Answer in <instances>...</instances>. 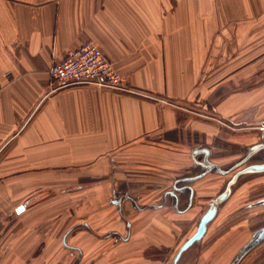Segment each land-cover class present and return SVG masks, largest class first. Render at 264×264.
Segmentation results:
<instances>
[{
  "label": "crops",
  "instance_id": "obj_1",
  "mask_svg": "<svg viewBox=\"0 0 264 264\" xmlns=\"http://www.w3.org/2000/svg\"><path fill=\"white\" fill-rule=\"evenodd\" d=\"M87 41L135 95L91 86L49 90L51 65ZM259 71L264 0H0V223L9 222L0 226L2 238L12 243L20 224L41 214L29 209L47 198L81 200L89 189L98 199V187L82 184L103 167L107 189H115L118 164L117 182L132 193L117 203L127 229L152 215L189 214L184 185L174 186L181 171L182 178L198 172L192 151L209 146V161L225 169L248 146H227L193 110L202 106L197 117L211 113L264 137V81L249 87ZM228 85L246 88L222 92L208 106ZM225 181L208 172L191 182V204L215 198ZM153 196L158 202H144ZM21 205L28 218L20 223Z\"/></svg>",
  "mask_w": 264,
  "mask_h": 264
},
{
  "label": "rangeland",
  "instance_id": "obj_2",
  "mask_svg": "<svg viewBox=\"0 0 264 264\" xmlns=\"http://www.w3.org/2000/svg\"><path fill=\"white\" fill-rule=\"evenodd\" d=\"M261 81H264V71H259L252 78L249 87ZM245 88L233 85L219 88L212 93L207 105H214V101L219 99L218 96L222 92L230 94ZM207 105H204L203 109H208ZM201 109L202 106L195 107L193 111L199 115L203 113ZM180 111L182 114L188 113ZM197 115L195 116L198 121L200 118L202 123L207 121L216 127L213 132L218 130L222 133V139L224 138L227 146H240L233 145L234 141H243V144L247 141L246 144L252 145L261 139L260 133L241 130L234 120H221L211 113L200 117ZM246 135L250 138L247 139ZM121 169L119 164L114 169L115 189H107L108 175L107 168L104 167L94 177L84 179L82 185H94L93 189L98 187V199H90L88 194L91 192L86 189L82 201L67 197L65 199L66 194L59 199L47 198L29 209L30 213L35 211V215L41 214L36 216V220H27L23 224L21 222L28 217L22 219L24 216H20L22 220L20 219L19 233L12 243H7V239L2 238L4 231L0 230V264H170L179 246L193 233L210 199H196L194 208L187 216L152 215L141 224L130 222L131 230L127 229L129 219L122 215L120 205L113 204L118 203V200L120 204L124 201V198H119L122 194L132 196L127 183L123 186L122 182H117L121 177L123 180ZM239 169L241 168L236 170ZM183 171L179 174L181 178L187 174V169ZM235 171L227 175V180ZM90 179L96 182H88ZM126 181L128 182L127 179ZM130 187L140 190L141 186L132 183ZM51 194L57 195L56 192ZM146 201L158 202V199L153 196L144 202ZM165 201L164 199V204ZM263 201L264 173L242 176L233 186L229 199L218 206V213L208 226L204 238L183 255L180 264H184L185 260H188L185 264H264V258H256L264 249V243L243 257V249L254 234L264 227ZM2 222L9 223L7 218ZM4 223H0V226ZM68 230L70 233H67L65 240L74 248L71 250L62 245V237ZM113 232L117 235H112ZM129 234L130 240L124 242L123 238ZM255 258L258 263L253 262Z\"/></svg>",
  "mask_w": 264,
  "mask_h": 264
},
{
  "label": "water",
  "instance_id": "obj_3",
  "mask_svg": "<svg viewBox=\"0 0 264 264\" xmlns=\"http://www.w3.org/2000/svg\"><path fill=\"white\" fill-rule=\"evenodd\" d=\"M210 158V148L207 145L200 146L195 148L192 151L191 159L193 161L194 167L198 168L196 175L181 178L177 181L175 188L183 184L182 188L179 190H185L188 193V199L186 204V209L191 206L193 191L189 184L194 180L200 179L206 173L212 172L220 174L222 176L228 175L231 172L235 171L239 167L241 169L236 170L232 176L225 183L224 188L220 193L216 195L215 198L210 200L207 205V208L202 213L201 217L198 220L197 226L191 236L180 246L177 250L176 255L173 257L171 264H178L183 252L188 250L193 244L199 243L204 237L208 226L214 220L218 213V206L223 204L231 196L233 186L239 181L242 176L249 174H262L264 173V137L261 136L259 142L248 145L244 148V153L239 160L234 162L232 165H229L225 169L220 168L214 163L209 161ZM174 201L177 202L175 199ZM113 204H117L113 202ZM119 204V202H118ZM264 204V201H263ZM25 210V206L21 205L15 209V216H20L21 213ZM181 212V211H180ZM264 240V228L260 229L257 233L254 234L250 243L245 247V251L251 249L253 246Z\"/></svg>",
  "mask_w": 264,
  "mask_h": 264
},
{
  "label": "built area",
  "instance_id": "obj_4",
  "mask_svg": "<svg viewBox=\"0 0 264 264\" xmlns=\"http://www.w3.org/2000/svg\"><path fill=\"white\" fill-rule=\"evenodd\" d=\"M50 91H59L74 86H91L99 90L135 95L126 85L101 50L92 42H84L70 51L65 58L49 68ZM264 129V124L260 126Z\"/></svg>",
  "mask_w": 264,
  "mask_h": 264
},
{
  "label": "flooded vegetation",
  "instance_id": "obj_5",
  "mask_svg": "<svg viewBox=\"0 0 264 264\" xmlns=\"http://www.w3.org/2000/svg\"><path fill=\"white\" fill-rule=\"evenodd\" d=\"M191 206H192V209H193L194 201H193V204H191ZM187 209H188V210H191L190 208H187ZM184 211H185V210H184ZM184 211H181V212H184ZM185 212H186V211H185ZM185 212L182 213V214H183L184 216H187L188 214L185 213ZM200 217H201V216H200ZM80 225H81V224H80ZM262 228H264V227H262ZM262 228H261V229H262ZM194 230H195V229H194ZM207 230H208V229H207ZM193 232H194V231H193ZM67 233H70V230H68V231L63 235V237H62V245H63L65 248L71 250V249H74V248H73V247H70V246L66 243V240H65V239H66V236L68 235ZM206 233H207V231H206ZM206 233H205V234H206ZM191 235H192V234H191ZM191 235H190V236H191ZM204 236H205V235H204ZM203 238H204V237H203ZM203 238H202V239H203ZM127 239H128V236H126V238H123V241H124V242H127V241H128ZM187 239H188V238H187ZM187 239H185V241H186ZM185 241H183V243H184ZM183 243H182V244H183ZM249 243H250V242H249ZM249 243H248V244H249ZM263 243H264V240L261 241V242H259V243L256 244L255 246H253L251 249H249V250H247L246 252H244L245 254H244L243 257H245V256L248 254L249 251H251V250H255L256 248H258L259 246H261ZM182 244H181L180 246H182ZM248 244H247V245H248ZM193 245H194V244H193ZM193 245H192L190 248H192ZM180 246H179V248H180ZM179 248H178V249H179ZM190 248H189V249H190ZM178 249H177V250H178ZM189 249H188V250H189ZM188 250H186L185 252H187ZM243 251H245V248L243 249ZM176 253H177V251L175 252L174 256L176 255ZM183 254H184V252H183ZM183 254H182V255H183ZM182 255H181V257H182ZM174 256H173V257H174ZM259 256H261V258H264V249L261 250L260 254H258V256H256V258L259 257ZM173 257H172V259H173ZM243 257H242V258H243ZM256 258H255V260L253 261L254 263H258V260H257ZM172 259H171V261H172ZM180 259H181V258H180ZM178 264H180V260H179V263H178Z\"/></svg>",
  "mask_w": 264,
  "mask_h": 264
},
{
  "label": "bare ground",
  "instance_id": "obj_6",
  "mask_svg": "<svg viewBox=\"0 0 264 264\" xmlns=\"http://www.w3.org/2000/svg\"><path fill=\"white\" fill-rule=\"evenodd\" d=\"M261 130H264V129H261Z\"/></svg>",
  "mask_w": 264,
  "mask_h": 264
}]
</instances>
